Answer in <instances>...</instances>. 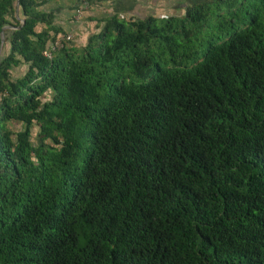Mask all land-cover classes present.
Instances as JSON below:
<instances>
[{"label":"trees","instance_id":"trees-1","mask_svg":"<svg viewBox=\"0 0 264 264\" xmlns=\"http://www.w3.org/2000/svg\"><path fill=\"white\" fill-rule=\"evenodd\" d=\"M41 2L0 0V264H264V0L49 58Z\"/></svg>","mask_w":264,"mask_h":264},{"label":"crops","instance_id":"crops-1","mask_svg":"<svg viewBox=\"0 0 264 264\" xmlns=\"http://www.w3.org/2000/svg\"><path fill=\"white\" fill-rule=\"evenodd\" d=\"M205 1L209 0H93L78 19L73 16L78 0H42L37 10L50 14L52 26L63 34L70 33L71 44L80 45L108 18L126 21L148 16H181L188 7ZM15 16L21 17L18 9ZM42 28V24L36 25L35 31Z\"/></svg>","mask_w":264,"mask_h":264},{"label":"built area","instance_id":"built-area-1","mask_svg":"<svg viewBox=\"0 0 264 264\" xmlns=\"http://www.w3.org/2000/svg\"><path fill=\"white\" fill-rule=\"evenodd\" d=\"M93 2V0H78V5L74 9V19L80 18V16L83 14V12L88 8V6ZM71 40V34L70 33H65L58 35L53 42L49 45L48 48L44 49L42 51V54L49 58L51 56V53L54 50L59 49L63 42H68Z\"/></svg>","mask_w":264,"mask_h":264},{"label":"rangeland","instance_id":"rangeland-1","mask_svg":"<svg viewBox=\"0 0 264 264\" xmlns=\"http://www.w3.org/2000/svg\"><path fill=\"white\" fill-rule=\"evenodd\" d=\"M6 49H7V47H6V42H4V43H3V50L5 51ZM24 69H25L24 66H20V67H18V68H15V69H14V72H13V75H14V76H18V75L22 74L23 71H24ZM13 127H14L15 129H19V128H20V125H19V124H13ZM35 131H36V127H34V128L32 129V134H34Z\"/></svg>","mask_w":264,"mask_h":264},{"label":"water","instance_id":"water-1","mask_svg":"<svg viewBox=\"0 0 264 264\" xmlns=\"http://www.w3.org/2000/svg\"><path fill=\"white\" fill-rule=\"evenodd\" d=\"M3 42V33H0V48H1V43Z\"/></svg>","mask_w":264,"mask_h":264}]
</instances>
